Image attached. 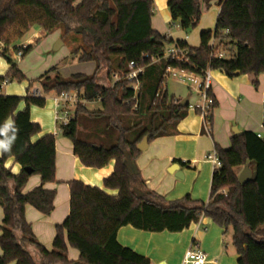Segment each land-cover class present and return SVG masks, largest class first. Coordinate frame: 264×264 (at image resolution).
Returning <instances> with one entry per match:
<instances>
[{
    "label": "trees",
    "instance_id": "1",
    "mask_svg": "<svg viewBox=\"0 0 264 264\" xmlns=\"http://www.w3.org/2000/svg\"><path fill=\"white\" fill-rule=\"evenodd\" d=\"M212 2L220 8L215 29L201 33L200 46L192 48L185 41L153 30L154 0H83L80 5L76 0H0V45H4L0 54L11 65L0 84L26 80L8 50L33 26L47 34L63 29L64 37L79 35L81 48L74 53L79 54L80 63L96 66L92 75L77 74L68 80L46 74L41 78V97L30 90L25 98L0 95V142L8 144L0 159V208L4 210L0 264H152L118 242L122 228L180 234L202 219L212 221L224 234L232 230L237 264H264V140L256 133L232 137L227 150L215 146L220 167L213 170L207 203L195 201L190 195L167 201L145 189L137 166L128 169L125 165L127 157L135 163L141 157L138 145L145 137L149 136L151 145L159 138L175 136L178 125L187 117L189 107L181 108L182 100L169 95L167 69L200 77L207 70L222 71L230 79L247 75L258 87L264 75V0H169L167 6L172 23L188 33L199 25L202 6L208 10ZM213 40L228 52V58H211ZM172 46L185 50L188 62L165 61ZM32 49L27 47L23 56ZM20 50L16 48L17 53ZM132 63L145 69L139 77L141 89L136 99L127 80L121 79L111 87L100 84L102 71L112 81L115 75L128 74ZM53 71L56 68L50 73ZM74 92L80 94L85 105L74 110L66 125L58 124L61 135L71 141L74 155L84 167L102 169L112 161L116 167L104 180V189L81 181L68 184L70 213L57 226L53 249L47 251L26 219V207L45 217L55 209L56 191L44 186L57 183L56 138L47 135L32 143V138L43 131L31 122L30 110L44 108L50 94L57 97ZM22 102L26 108L16 114ZM95 103L101 110L89 111L86 105ZM211 118L212 113L209 127ZM10 119L12 126L7 127ZM11 158L22 168L17 176L6 168ZM174 163L189 166L180 160ZM246 166L253 177L242 185L237 170ZM33 176H39L42 184L24 194ZM106 190L118 193L109 195ZM69 247L79 252L77 262L69 261Z\"/></svg>",
    "mask_w": 264,
    "mask_h": 264
},
{
    "label": "crops",
    "instance_id": "2",
    "mask_svg": "<svg viewBox=\"0 0 264 264\" xmlns=\"http://www.w3.org/2000/svg\"><path fill=\"white\" fill-rule=\"evenodd\" d=\"M82 2L83 0H76V5H80ZM168 2L169 0H166V5H168ZM155 21L154 16L152 28L161 34L154 26V23H157ZM32 29L33 27L29 31ZM41 35H43L42 32L36 30L32 37L28 39L27 44L29 45L27 47L31 46L34 48L36 39L40 38ZM167 37L175 41H185L192 48L200 46V36L197 44H195V41L193 42L190 36L173 37L169 35ZM63 46L64 43L62 44ZM1 48L4 49V45L1 44L0 50ZM8 55L18 65L26 80L18 84H0L1 96L25 98L28 95V90L32 94L34 92L40 93L41 78L48 73L50 78L58 75L57 67H50V61L42 64V67L37 68V71L32 72L30 71L32 66L26 64L24 56L20 62H16L12 56L14 55L12 50H8ZM54 68H56V71L50 73ZM10 69L11 65L6 60L0 59V80L6 76ZM224 74L222 71L211 72L213 79L211 97L215 100L217 106L212 110V122L209 130H206L202 117L197 114L198 106L202 105L199 94L196 93V97L189 95L187 98L188 114L184 121L178 125L177 134L172 137L157 139L149 145L147 152H144L136 161L137 169L144 183H146L145 189L147 191L155 192L167 201L184 198L188 194L189 189L177 182L178 178L174 174L168 172L173 165H178L183 175L184 171L189 167L196 166L200 170L206 164L212 166L207 160L208 155L212 154L216 145L223 150L230 148V139L234 137V128H238L243 133L253 132L257 134L264 131V75L260 76L259 85L255 87L250 76L241 75L230 79ZM35 82H38V89H33ZM176 82L186 87L192 94V90H190L191 88L188 85L183 82ZM177 99L182 100L180 97ZM25 108L26 105L22 102L16 114L24 111ZM30 120L32 123L40 125L43 131L32 138L33 144L38 143L47 135H54L56 138L57 183L44 186L46 190L56 191L55 209L49 217H45L32 207H26V219L32 225L37 241L47 251H51L56 237V228L65 222L70 213V189L68 184L72 181H81L87 186L104 189V180L112 175L116 166L115 162L112 161L102 169L86 168L75 157L73 144L64 138L58 129L60 122L57 120L55 95L46 98L44 108L32 107ZM2 151L3 149H0V159ZM174 160L189 163V166L183 168L180 164L174 163ZM6 168L11 170L15 176L22 171L21 166L16 164L13 158L6 162ZM41 184L39 176L31 177L23 191L24 194L32 192L40 187ZM106 193L117 195L118 192L106 190ZM207 195L208 193L202 196V200H205ZM191 196L195 201H198L195 191L192 192ZM3 211L0 208V227H2ZM193 226H195V229ZM191 228H193L194 234L191 232L190 236L184 235ZM191 228L180 234H167L168 232L155 234L138 231L128 226L118 232L117 239L122 246L132 248L136 253L150 259L152 264H181L184 253L190 248L193 241L206 253L207 264H237L239 256L232 242L229 244L225 242L222 229L215 224H210L207 219H202L200 225H192ZM1 235L2 232L0 230ZM1 255L0 251V257ZM79 257L80 254L77 250L68 248L69 261L77 262Z\"/></svg>",
    "mask_w": 264,
    "mask_h": 264
},
{
    "label": "rangeland",
    "instance_id": "3",
    "mask_svg": "<svg viewBox=\"0 0 264 264\" xmlns=\"http://www.w3.org/2000/svg\"><path fill=\"white\" fill-rule=\"evenodd\" d=\"M165 2L166 0H154L155 3L154 16H155V20L157 21V23H154V26L156 30L160 31L162 35H166V36L170 35L173 37L190 36L192 37L193 42L195 41V44H197V41L199 40V36L201 35V33L207 31H213L215 29V25H216L215 23L220 9L217 7V4L215 2L211 3V7L208 10L205 8V6H202L201 8L202 15L199 25L195 30L188 33L182 31L177 23H172L170 12ZM36 30L42 32L43 35H41L40 38L36 39L35 47L32 49V51L29 54L25 55L24 57L25 59L24 61L26 62V64H30L29 66H32L30 71L32 72L37 71L38 70L37 68H39L40 66L42 67V64L50 61L51 63L50 67H57L58 75H60V77L65 80L70 79L73 75L76 74H85L86 76H89L94 73L96 68L95 64L80 63L79 54L77 55L74 53L75 51H78L79 47L81 46L80 36L73 33L71 34V36L64 37L62 36L63 29H59L51 34H47L40 27L33 26V29L29 31L26 34V36H24L23 39L18 40L13 46L9 48L14 52V55H12L13 57H15V55L17 54L16 48H21L23 46L27 47L29 45L27 44V41L29 38L32 37V34L35 33ZM58 42H61L62 44L64 43V46L61 47L59 51H54V47ZM0 59H4L1 56V54H0ZM21 60H19L18 62H20ZM99 81L103 87H111L114 86L113 84L115 83L114 79H112V81H109L107 79V74L105 71L99 73ZM176 81L177 80L170 78L166 82L170 96H175L177 98L180 97L182 100L187 99L189 95H192L194 97L197 96L196 93L192 91L191 94V92L186 87L182 86ZM14 83L18 84V82H14ZM38 88H39L38 82H35L33 84V89H38ZM50 96L52 97L54 96V94H50L46 96V98ZM86 107L91 112H96L101 110V105L99 103L87 104ZM243 169L244 168H240L237 170L238 176L243 171ZM213 170H214L213 166H211L210 164H206L204 168L200 170L196 166L192 168L189 167L186 171H184L185 178L182 180L177 179V182L183 184L189 189L188 194L186 195L190 194L191 196L192 192L195 191L197 193L198 202L201 201L207 203L210 197L211 177ZM206 193H208L206 199L202 200L201 197L204 196ZM210 224H213V222L210 221ZM194 227L195 226H193V228ZM193 228H191L190 231L186 232L184 235L190 236L191 232L192 234H194L192 231ZM233 236L234 235L232 230H230V232H228L227 234H224L225 242L228 244L231 243Z\"/></svg>",
    "mask_w": 264,
    "mask_h": 264
},
{
    "label": "built area",
    "instance_id": "4",
    "mask_svg": "<svg viewBox=\"0 0 264 264\" xmlns=\"http://www.w3.org/2000/svg\"><path fill=\"white\" fill-rule=\"evenodd\" d=\"M211 46V58L214 59H225L228 58V52L219 48L217 42L213 40L210 44ZM21 50L15 55L14 60L18 62L23 58L24 50L26 47H21ZM145 57V56H143ZM187 52L177 46H172L167 50V53L164 57L165 61L175 60L179 62H188ZM131 71L123 77H119L115 75L113 79L115 83L120 81L121 79L127 80L132 83V89L135 93V98L137 93L141 89V85L139 83V77L144 74V67H138L137 64H131ZM210 70L204 72L202 77L197 76L194 73H189L187 71H180L176 69H167L165 74V79L168 80L173 78L179 82H183L188 85L190 90L199 94L201 98V104L198 106L197 111H199L200 116L204 121V125L206 130H209V118L211 116L212 110L214 108V99L210 96L213 79L211 76ZM5 83V82H4ZM3 83V84H4ZM114 83V84H115ZM34 96L41 97L40 93L34 92ZM85 100L82 99L79 93H68L62 94L60 96H55V103L57 109V120L60 124L66 125L72 117L74 110L80 106L85 105ZM257 137L259 139L264 140V131L257 133ZM207 160L212 164L213 169L216 170L220 167V161L216 150L212 152V154L208 155ZM201 221L199 222V225ZM206 231V230H205ZM181 264H207V255L200 249L197 243L190 246V248L184 253Z\"/></svg>",
    "mask_w": 264,
    "mask_h": 264
},
{
    "label": "water",
    "instance_id": "5",
    "mask_svg": "<svg viewBox=\"0 0 264 264\" xmlns=\"http://www.w3.org/2000/svg\"><path fill=\"white\" fill-rule=\"evenodd\" d=\"M62 47V43L58 42L55 47H54V51H59L60 48ZM237 75H240V73H237ZM181 108H186L188 106V100L184 99L180 105ZM7 127H11L12 126V120L10 119L7 123H6ZM233 134L234 137H239L243 135V132L240 131L238 128H234L233 130ZM149 148V136L145 137L144 140L138 145V150L142 153L147 152ZM126 167L128 169H131L132 167L136 166V163L131 161L130 157H127V161L125 163ZM181 168H179L178 165H173L168 172L170 174H174L176 176V178L178 179H184V175L182 174V172L179 170ZM30 173V170H27ZM253 171H251V169L249 168V166H246L243 171L240 173L239 175V181L242 185L248 184L253 177L252 174Z\"/></svg>",
    "mask_w": 264,
    "mask_h": 264
},
{
    "label": "clouds",
    "instance_id": "6",
    "mask_svg": "<svg viewBox=\"0 0 264 264\" xmlns=\"http://www.w3.org/2000/svg\"><path fill=\"white\" fill-rule=\"evenodd\" d=\"M8 148V144L5 142H0V149H7Z\"/></svg>",
    "mask_w": 264,
    "mask_h": 264
}]
</instances>
